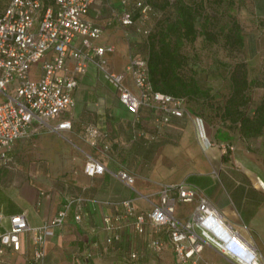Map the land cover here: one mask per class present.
<instances>
[{
  "label": "crops",
  "instance_id": "0c3cea01",
  "mask_svg": "<svg viewBox=\"0 0 264 264\" xmlns=\"http://www.w3.org/2000/svg\"><path fill=\"white\" fill-rule=\"evenodd\" d=\"M113 1L118 0H93L86 16L100 22ZM104 34L105 28L95 43L115 45ZM74 43L86 49L79 37ZM114 52H106L113 69V58H120ZM95 60L93 57L77 74L73 106L52 120L69 118L71 126L16 139L0 173V233L9 225L8 216L22 210L32 226L40 225L62 207L68 195L82 199V219L75 221L74 207H69L63 224L47 238L39 261L33 258L30 230L20 232L17 249L0 243V264H162L170 259L178 264L164 227L147 223L140 232L131 218L119 217L116 227L109 230L103 216H122L127 199L137 210H147L165 185L181 182L194 187L196 195L181 200L175 188L170 190L177 199V217L185 219L204 196L226 223L259 249L251 229L264 219V188L260 185L264 179L248 156L249 150L219 147V126L190 115L187 108L162 124L156 122L150 104L130 112L104 80ZM74 62L72 56L66 57L62 72L72 73ZM38 74L36 63L32 75ZM125 83L138 93L129 72ZM2 97L0 94V100ZM261 134L264 136V127ZM88 156L103 162L105 170L84 173ZM120 170L132 175L131 184L117 175ZM112 234L117 238L108 242L107 236ZM152 238L162 242L159 251L148 246ZM132 250L137 251L136 258L130 257ZM204 255L225 262L223 255L209 248Z\"/></svg>",
  "mask_w": 264,
  "mask_h": 264
},
{
  "label": "built area",
  "instance_id": "2783aa9c",
  "mask_svg": "<svg viewBox=\"0 0 264 264\" xmlns=\"http://www.w3.org/2000/svg\"><path fill=\"white\" fill-rule=\"evenodd\" d=\"M131 1L132 7L128 5L129 0H120L123 7L115 13L120 24L126 27L134 26L137 20L143 23L153 10L145 0ZM92 2L50 0L44 4L42 0H7L0 9V94L3 96L0 100V173L8 164V151L16 139L45 129L57 131L71 126L69 118L56 123L52 120L73 106L72 91L78 82L77 74L85 70L93 57H96L95 65L104 80L114 88L130 112L136 113L141 104H150L156 122L162 124L172 115H181L186 110L184 97L153 89L146 56H131L126 70L109 66L106 52H113L115 45L97 44L95 40L101 37L110 20L99 22L88 18L86 14ZM137 30L146 37L150 28L141 24ZM77 37L86 49L74 43ZM68 56L75 60L72 73L62 72ZM36 63H39V74L34 77L32 65ZM126 72L139 88L138 93L125 83ZM225 146L232 147L231 144ZM105 168L103 162L92 156H88L83 165V171L88 175L101 173ZM117 175L127 184L133 181L126 171L120 170ZM260 185L264 188V182L260 181ZM173 188L181 200H191L196 195L195 188L183 182L165 185L158 200L147 210H137L131 199H127L122 216L104 214L105 228H115L119 217L131 218L134 229L140 232L147 223L155 228L164 227L178 264H264L261 251L228 223L223 224V231L209 228L214 220L220 221V215L206 197L198 198L185 219L177 217V199L170 194ZM71 206L74 207L73 217L79 222L82 199L74 195H68L62 207L40 225L29 223L26 210L9 215V225L0 233V243L17 249L20 232L30 230L33 258L41 260L47 238L63 224ZM115 238V234L109 235L107 241ZM148 246L159 251L162 242L152 238ZM206 248L223 255L225 262L206 257ZM137 256V251H130V257Z\"/></svg>",
  "mask_w": 264,
  "mask_h": 264
},
{
  "label": "rangeland",
  "instance_id": "374dc122",
  "mask_svg": "<svg viewBox=\"0 0 264 264\" xmlns=\"http://www.w3.org/2000/svg\"><path fill=\"white\" fill-rule=\"evenodd\" d=\"M7 0H0V9ZM110 2V1H109ZM131 0L129 6L132 7ZM151 5V4H150ZM108 12L101 16V21L110 20L105 26L103 36L112 40L116 49L114 54L120 58H113V67L116 70H126V66L131 58L136 54L145 56L143 42L146 39L138 30V25H145L151 30L160 17V11L152 6V12L143 23L137 20L134 26H123L120 24L116 11L123 6L120 1H113L107 5ZM113 9V10H112ZM207 9L213 15H218L216 24H212L210 29L215 32L217 39H206L203 33H199L192 42H186L183 50L188 57L195 52L196 57L192 62V69L195 70L196 77L203 88H208L210 94L199 99L184 100L190 115H196L206 119L213 127L221 126L223 130H228L232 148H242L250 156L252 163L257 165L258 173L264 179V136L259 134L250 138H243L239 131L227 124L222 123L218 115L217 106L222 103L225 95L229 91L228 73L223 67V61L234 63L243 60L247 67V76L251 84L247 90L250 96V106L264 100V0H211ZM223 10H225L223 12ZM216 13V14H215ZM236 18L241 26V33L244 37L242 48L234 47L227 49L219 34V24L228 20V16ZM128 31V33H126ZM104 38V37H103ZM229 122V121H227ZM235 135V136H234ZM218 141V140H216ZM221 148H226L225 143L218 141ZM225 146V147H223ZM244 156V155H243ZM254 237L259 241V249L264 256V219L261 224L251 229ZM160 259L159 256H157ZM162 264H174L173 259L165 260Z\"/></svg>",
  "mask_w": 264,
  "mask_h": 264
},
{
  "label": "trees",
  "instance_id": "16d2710c",
  "mask_svg": "<svg viewBox=\"0 0 264 264\" xmlns=\"http://www.w3.org/2000/svg\"><path fill=\"white\" fill-rule=\"evenodd\" d=\"M42 1L44 4L50 2ZM145 1L160 11L154 28L150 29L143 42L153 89L182 96L185 100L208 96L209 89L200 85L195 70L192 69L196 53L188 57L183 45L192 42L199 33H203L208 40L217 39L210 26L216 24L217 17L222 12L213 17L207 9L211 0ZM218 27L222 43L227 49L242 48L244 37L241 26L234 16L230 14L228 20L220 23ZM222 63L226 70L224 75L228 73L229 91L222 103L217 106L219 118L222 123L237 129L243 138L257 136L264 127V100L253 105L251 109L250 96L247 92L251 80L248 79L247 67L243 60ZM216 133L218 141L230 144L228 130H223L219 126Z\"/></svg>",
  "mask_w": 264,
  "mask_h": 264
},
{
  "label": "clouds",
  "instance_id": "9594fccd",
  "mask_svg": "<svg viewBox=\"0 0 264 264\" xmlns=\"http://www.w3.org/2000/svg\"><path fill=\"white\" fill-rule=\"evenodd\" d=\"M220 218V221H215L214 220V222L209 226V228L211 229V230H221V231H223L224 230V228L222 227L223 226V224L225 223V221L221 218V217H219ZM226 235H228V232L227 233H225V236Z\"/></svg>",
  "mask_w": 264,
  "mask_h": 264
}]
</instances>
